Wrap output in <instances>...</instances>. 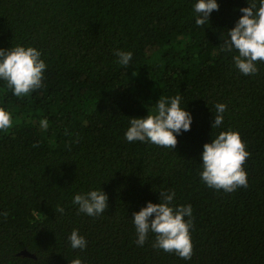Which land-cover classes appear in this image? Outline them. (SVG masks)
I'll list each match as a JSON object with an SVG mask.
<instances>
[{
  "label": "trees",
  "instance_id": "1",
  "mask_svg": "<svg viewBox=\"0 0 264 264\" xmlns=\"http://www.w3.org/2000/svg\"><path fill=\"white\" fill-rule=\"evenodd\" d=\"M197 2L0 0V48L34 47L47 66L25 97L0 80L13 121L0 131V264H264V62L245 76L238 52L223 49L240 9L260 0H217L203 26ZM121 50L132 53L127 66ZM175 96L192 116L175 149L126 140L133 118ZM218 103L227 110L212 128ZM229 130L250 153L248 187L231 193L201 179L204 144ZM92 190L108 196L96 217L73 203ZM160 192L175 193L172 207H192L190 260L154 248L151 232L136 244L133 213ZM74 229L84 250L70 246Z\"/></svg>",
  "mask_w": 264,
  "mask_h": 264
},
{
  "label": "clouds",
  "instance_id": "2",
  "mask_svg": "<svg viewBox=\"0 0 264 264\" xmlns=\"http://www.w3.org/2000/svg\"><path fill=\"white\" fill-rule=\"evenodd\" d=\"M249 6L240 9L243 13L235 27L230 29V39L223 44L225 51L235 49L238 54L233 57L236 68L245 76L258 73V62H264V0L248 3ZM197 19L195 23L203 26L209 22L213 10H219L217 0H198L195 4ZM119 63L127 66L132 59L131 52L117 51ZM41 59V52L34 47L15 46L9 49L0 48V80L7 82L9 89L16 97H25L42 87L43 73L46 69ZM181 97L158 101V112L144 118H133L125 133L128 142L148 141L163 148L175 149L177 135L189 131L192 123L191 114L180 107ZM212 128L219 127L224 120L223 113L227 106L218 103ZM13 125L12 115L0 107V131H7ZM42 128L47 129V119L40 121ZM250 153L240 134L235 131L221 132L211 143H205L202 152V181L216 190L231 193L238 188L248 187V175L244 169ZM175 193L160 192V202H148L146 207L133 213L132 222L137 233L136 244L143 246L148 234H155L154 248L168 253H175L184 260H190L193 255V244L190 229L192 227V207L170 206ZM73 203L79 206V211L96 217L108 208V196L102 190H92L85 194L74 196ZM63 213V208L57 209ZM7 216V213H3ZM153 219H150L153 217ZM189 217V219H185ZM72 249L84 250L87 246L85 237L74 229L69 236ZM70 264H83L76 258Z\"/></svg>",
  "mask_w": 264,
  "mask_h": 264
},
{
  "label": "water",
  "instance_id": "3",
  "mask_svg": "<svg viewBox=\"0 0 264 264\" xmlns=\"http://www.w3.org/2000/svg\"><path fill=\"white\" fill-rule=\"evenodd\" d=\"M19 254H21V255L33 256V254H31V253H29V252H26V251H21V252H19Z\"/></svg>",
  "mask_w": 264,
  "mask_h": 264
}]
</instances>
